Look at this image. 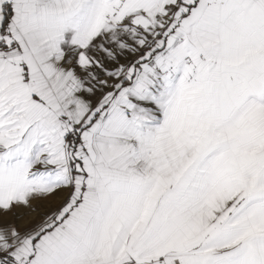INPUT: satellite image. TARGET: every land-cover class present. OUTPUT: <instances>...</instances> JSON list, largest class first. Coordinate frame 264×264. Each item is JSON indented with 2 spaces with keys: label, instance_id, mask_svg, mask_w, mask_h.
<instances>
[{
  "label": "snow or ice",
  "instance_id": "1",
  "mask_svg": "<svg viewBox=\"0 0 264 264\" xmlns=\"http://www.w3.org/2000/svg\"><path fill=\"white\" fill-rule=\"evenodd\" d=\"M0 264H264V0H0Z\"/></svg>",
  "mask_w": 264,
  "mask_h": 264
}]
</instances>
